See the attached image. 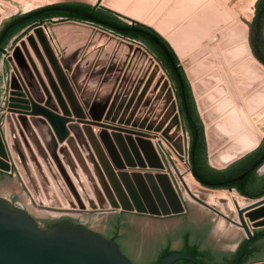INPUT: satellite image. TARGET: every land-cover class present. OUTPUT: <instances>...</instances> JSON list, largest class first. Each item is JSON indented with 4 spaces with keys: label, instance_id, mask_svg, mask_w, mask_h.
Returning <instances> with one entry per match:
<instances>
[{
    "label": "water",
    "instance_id": "water-1",
    "mask_svg": "<svg viewBox=\"0 0 264 264\" xmlns=\"http://www.w3.org/2000/svg\"><path fill=\"white\" fill-rule=\"evenodd\" d=\"M51 10L77 13L116 31H141L173 63L167 47L152 32L112 24L63 3L21 14L2 29L0 40L10 27ZM71 28L89 33L86 46L81 44L69 49L57 44L59 35ZM105 39L126 46L128 51L142 50L110 35L107 30L75 20L36 21L10 40L16 41L7 57L8 65L6 67L5 60L0 65L8 90L5 113L0 121V264H135L116 240L98 231L111 233L109 225L117 215L114 211L154 215L142 218L130 213L127 218L130 227L125 230L124 244L130 247L136 259L148 254L154 257L157 242L169 235L175 236L185 226L192 228V223L212 221L213 240L227 238L233 243L232 247L237 244L236 239L244 235L237 227L243 229L248 240L254 237L255 231L264 230V195L247 199V205L237 207L238 221L230 219L235 227L229 223L222 226L216 214L182 193L166 170L156 146L161 147V137L171 142L180 155L185 153L184 138L179 134L178 103L169 80L164 78L163 72L156 77L158 64L153 66L147 79V69L135 79L130 65L123 71L125 57L117 63V51L111 55L103 45L87 51ZM103 60L110 61L107 68L100 64ZM98 84L100 91L93 98L91 87ZM158 88L153 102L164 94V104L169 101L168 110L159 119L141 118L140 103L143 101L145 108ZM93 126L98 128L96 133ZM78 167L82 174L77 172ZM12 168L24 185L12 173H7ZM190 170L208 189H222L210 187L223 185L224 181H210L191 167ZM246 174L244 171L228 182L240 180ZM187 191L195 201L223 215ZM185 201L189 207L186 224L181 218L157 217L184 212ZM35 215L39 220L70 215L90 227L61 220L43 228ZM179 259L201 264L179 251L166 254L159 264H172ZM250 264H264V259Z\"/></svg>",
    "mask_w": 264,
    "mask_h": 264
},
{
    "label": "rangeland",
    "instance_id": "rangeland-1",
    "mask_svg": "<svg viewBox=\"0 0 264 264\" xmlns=\"http://www.w3.org/2000/svg\"><path fill=\"white\" fill-rule=\"evenodd\" d=\"M101 1L102 0H0V28L5 21L11 19L12 17L16 15L24 14L26 12L35 10L45 5L59 4L65 2H84L94 6L108 7L104 5ZM109 1L118 7V8H109V7L108 8L114 11L120 20L128 24H133V22L135 21L144 23L152 27L159 33H161L168 42L170 39L171 41H176V44L173 45L172 47L175 50L176 55L178 56V60L182 68L185 70V72L186 70H188V68L191 70L192 72L191 79L192 81L194 80L195 84L197 82L198 85V90L196 91L194 87L191 85V80L188 78V82L195 101V105L199 117L203 124L207 155L209 156V160L211 162V157L209 155V143L205 131L206 130L205 122L207 121V119H205V116H203V112L207 113L208 110L209 112H211L213 105L212 100L215 99L213 98L215 97L213 94L214 82L219 80L220 77L224 75L227 70L229 72L230 70L229 67L231 64L229 62H234L238 60L239 61L249 60L247 59L248 51L252 56V58L255 59L248 43V31H249V22L252 20V17L254 15V9H255L254 6L256 0H109ZM62 21H66V20H60V19L52 20V22L54 23H59ZM239 28L244 29L245 32H247L245 35H246V44L248 49L246 45H244L242 37H239L234 40L235 35L233 32ZM71 29H68L66 31H69ZM108 32L110 33V35H114L118 37L119 40H123L126 43H133L134 47L139 46L142 48V50H140L139 52H135L134 48L131 51H128V48L126 46L123 45L119 46L118 42H108V39L102 41L104 43L105 42L107 43L108 46L105 47V50L110 51L111 55L115 51L119 53V58H117L118 60L117 63H121L122 59L125 57L126 62L124 63L125 66L123 67V71L124 69L127 68L128 65H130V72H132V74L135 75V79H136L143 74L145 69H147V74L145 77L147 79L152 69L154 68L153 66L155 64H158L159 72L156 75V77L160 74V72H163L165 77L169 80L168 74L164 69V67L162 66L161 62L143 42L138 40L127 39L115 35L110 31ZM15 41L8 43L6 47L8 51L5 52L4 55L2 54L1 56V61L2 60L6 61V67L8 65L7 57L11 55V51ZM29 49L31 52V56L37 62V59L32 49L30 47ZM144 52L146 53L144 54ZM127 53L128 56L126 57L125 55ZM150 59L153 60L152 63H150L149 61ZM1 61H0V65H1ZM254 61L258 63L256 59ZM102 62L103 63L100 62V64H103L105 67L106 66L108 67L110 61L107 60L105 62L103 60ZM8 67L10 69V66ZM237 67L235 70H239ZM0 72L2 73L1 66H0ZM41 73L43 72L41 71ZM44 79L46 81V78ZM120 79L118 83L120 82ZM255 83L256 84H254L253 86L254 87L253 92L254 91L255 92L257 91L258 93L263 92L262 96L264 97V81L258 79V81H256ZM169 84L174 92L175 87L173 86L170 80H169ZM97 87L98 85H96L95 87H91V89L96 90ZM151 87L152 84L148 88L146 96L150 93ZM158 91L159 88L153 92V95H151L150 101L147 103L145 108L142 107L143 101L140 103L138 108L141 109V118L147 116L149 120L155 117L159 119L160 117H163V115L168 110L169 101H167V103L164 104V98H163L164 94H162V97L157 101H155V103L153 102L154 97L158 93ZM197 95L201 97L200 103L197 99ZM238 95L236 97V101L234 105L235 111H237L238 114L239 113L243 115H246V113L250 114L251 111L249 112L246 110V106H247L246 102L248 101L247 99L248 96L245 97L243 93L240 96ZM174 99L177 101L176 96L174 97ZM151 104L153 106L152 109L149 110ZM249 110L251 109L249 108ZM254 111H252L254 112L253 114L252 113L250 114L253 125L252 130H254V134L256 132H262L263 135L259 140L260 142L264 136V100L262 104L261 103L257 104V107H255ZM214 118H210L209 120L211 121L213 119V121H215L216 117ZM203 119L205 120L203 121ZM180 123H181L180 133L183 135L185 142V156H186L185 158H187L190 165V158L188 155V141H187L188 139H187L186 131L183 126V119L181 115H180ZM159 140L161 141V146L164 145L167 151L169 152V155H172L173 153L169 149V146L166 144V142L165 141L162 142L163 139L161 137H159ZM153 141L155 142L154 139ZM242 142L236 143L233 141V138L228 139L227 141H223L219 139V137H217V139H215L213 143V151L215 152L214 159L216 163L213 164V166L219 168L228 164V162L230 163V161L234 162V160H237L239 157L236 155H238L239 152L243 151L244 148L248 145V143H250V141L244 142L245 144H243ZM242 145L243 146L246 145V146L242 148L241 147ZM156 146L165 164H167L166 155L163 150L164 148L162 147L163 148L162 149L161 147L158 146V144ZM230 146H234V147L231 149ZM240 147L242 149V150L240 149L241 151L239 150ZM248 150L249 149H247L246 151ZM232 155L235 156L233 157ZM262 168L258 170L259 171L258 173L263 171ZM166 170L168 171L169 175L172 176L173 179H175L174 182L178 184L182 193H187L186 196H188V199L216 214L219 217V220L223 221L226 225L227 223L229 224L232 223L230 219H234L238 221V217H237L238 206L236 203H235L236 206L233 210L230 209V207L227 205V202L225 200H221L219 201V203L216 202L215 204L208 203L210 206L215 207L223 215H220L219 213H215L213 210L209 209L208 207L202 205L201 203L195 201L192 198L191 194L188 193L187 191L189 189L186 186L184 187V185L180 182L176 173L173 174L172 172H170L169 167L167 166H166ZM33 171L37 173L35 167H33ZM77 172L82 174L81 169L79 167ZM194 179L197 185V186L195 185L196 190L194 189V191L191 190L189 191L192 192V194L198 196L199 198L205 200L204 195L206 191L212 189H208L207 187L200 184L196 180V178ZM230 192H235V191L232 190ZM60 209H65V208H60ZM240 229L243 231L242 228ZM243 234H245L244 231Z\"/></svg>",
    "mask_w": 264,
    "mask_h": 264
},
{
    "label": "trees",
    "instance_id": "trees-1",
    "mask_svg": "<svg viewBox=\"0 0 264 264\" xmlns=\"http://www.w3.org/2000/svg\"><path fill=\"white\" fill-rule=\"evenodd\" d=\"M60 4V3H59ZM63 4L72 5L78 7L80 9L86 10L95 14L99 17L107 19L115 24L119 25H128V26H136L141 29H145L149 32L155 34L167 47V49L173 54L175 59L179 62L178 56L175 51L168 43V41L162 37L155 29L152 27L141 23V22H133V24H128L117 17V14L105 7H97L84 2H65ZM254 15L252 20L249 22V31H248V42L252 51L253 56L264 65V0H256L254 6ZM38 9V8H37ZM36 10V9H35ZM53 18L65 19V20H75V21H89L94 24L95 23L77 13L63 11V10H51L44 11L40 14H37L29 19H26L13 27H11L5 34L4 38L0 42V61L1 56L5 52L8 43L11 38L17 34L21 29H23L26 25H31L37 20L39 23H42L47 20H52ZM100 25V24H98ZM101 27H105V29L110 30L111 32L132 40H138L143 42L149 50L154 53L157 59L161 62V58L163 57V53L161 49L144 33H140L138 31H116L110 29L104 25H100ZM262 54V55H261ZM183 77L185 83L187 84V92L185 93L186 98V106H184L183 102L180 99L179 92L174 91L175 96L177 97L178 109L179 113L184 119L189 127L191 135L194 132V123L196 124L197 129V141L196 147L193 148V143L188 149V155L190 158V166L196 172L200 173L205 179L210 181H224L223 185H218L216 187L210 188H222L227 190H236L240 195L256 198L261 193L264 192V182L260 181L259 176L257 175V169L264 163V136L259 142V144L254 148L251 152L245 154L239 160L232 162L228 166L222 169H215L208 163L207 157V148H206V140L204 135V129L202 121L199 117L195 101L191 92V88L189 82L185 76L184 71L182 70ZM192 137V136H191ZM247 171V174L240 180L228 182L229 179L234 176ZM256 238L264 237V230H259L255 232ZM183 248L182 251L192 257H198L199 255H203L204 252L200 250L199 245L195 243H191L189 236L185 234L183 236ZM244 244V243H243ZM242 244V246H243ZM251 252V250H250ZM171 253L169 245L165 247L162 254L156 260L155 264H159V261L166 254ZM246 255H250V253H246ZM176 264H193L191 261L179 259Z\"/></svg>",
    "mask_w": 264,
    "mask_h": 264
},
{
    "label": "bare ground",
    "instance_id": "bare-ground-1",
    "mask_svg": "<svg viewBox=\"0 0 264 264\" xmlns=\"http://www.w3.org/2000/svg\"><path fill=\"white\" fill-rule=\"evenodd\" d=\"M233 33L235 35L234 40L239 37H242L244 45H246L247 47L246 35H245L247 32H245L244 29L239 28V29H236V31H234ZM169 42L171 43V39L169 40ZM171 45L173 46L175 44H171ZM247 59L249 60L247 61L238 60L234 62H229L231 63L229 67L230 68L229 72L227 70L224 75L219 74L222 76L220 77L219 80L215 81L213 85L214 86L213 94L215 97L213 96L212 97L215 99L212 100L213 105H212L211 112H209V110H208L209 113L207 112L208 114L205 112L207 115L203 112V116H205V119H207L206 121L207 123L205 122L206 124L205 131H206V136H207V140L209 143V155L211 157V162H210L211 165L216 164L215 159H214L215 152L213 151V143H214V140L217 139V137H219V139L223 141H227L228 139L233 138L234 142L241 143L243 141L242 142L243 144H245L244 142L250 141L248 145L246 143L247 145V146L245 145L246 147L243 145L241 146L242 148L245 147L243 151H241L242 150L241 147L239 148V150L241 149L240 150L241 152H239V154L236 156L240 157L244 153L254 149L258 145L259 140L263 135L262 132H256L254 134V130H252L253 125H252V119H251L250 114L251 113L253 114L255 112L254 110H255V107H257V104L258 103L262 104L264 100V97L262 96L263 92L262 93H258L257 91L253 92V88H254L253 86L254 84H256L255 82L258 81V79L264 81V67H262L261 65H259L258 63L254 61L255 59L252 58L249 51L247 54ZM226 61H229V60H226ZM236 67L239 70H235ZM191 73H192L191 70L188 68V70H186V74L188 78L191 80V85L197 91L198 85H197V82L195 84L194 80L192 81ZM242 93L245 97L248 96L247 97L248 101L246 102L247 103L246 110L249 112L251 111L250 114L246 113V115H243L240 113L238 114L237 111H235L234 105H235L236 97L238 94H239L238 96H240ZM197 99L200 103L201 97L197 95ZM249 108L251 110H249ZM214 117H216L215 121H213V119L211 121L209 120L210 118H214ZM205 119H203V121ZM179 134L181 133L179 132ZM162 139H163L162 142L165 141L166 144L169 146V149L173 153L172 155H169V152L167 151L166 147L162 144L163 146H161V148L162 147L164 148L162 149L164 150V153L166 155V160H167V164L165 165L169 167L170 172H172L173 174L174 173L177 174L180 182L184 185V187L186 186L191 191H194V189L196 190L195 188L197 186L196 181L192 176L189 162L187 158H185L186 157L185 153L183 154V156L180 155L177 149L175 148V146L171 142L167 141V139L165 138H162ZM230 147L232 149L234 146H230ZM247 149L249 150L246 151ZM180 156L183 157L182 160L179 158ZM232 156L234 157L235 155H232ZM262 170L264 171V166ZM204 198L206 202L209 204H215L216 202L219 203V201L225 200L227 202V205L232 210L235 208L236 204L237 206L242 207L249 203L247 199L239 196L235 192H230V191H226L223 189L208 190L206 191Z\"/></svg>",
    "mask_w": 264,
    "mask_h": 264
},
{
    "label": "flooded vegetation",
    "instance_id": "flooded-vegetation-1",
    "mask_svg": "<svg viewBox=\"0 0 264 264\" xmlns=\"http://www.w3.org/2000/svg\"><path fill=\"white\" fill-rule=\"evenodd\" d=\"M19 16L20 15H16V16L12 17L11 19L5 21L0 28V33H1L2 29L7 25L8 22L14 20L15 18H17ZM102 19H104V18H102ZM104 20H106L112 24H115V23H113L107 19H104ZM36 21L37 20H35L33 22H36ZM116 25H119V24H116ZM124 26H128V25H124ZM126 31H131V30H126ZM134 31H138V30H134ZM138 32L143 33L141 31H138ZM5 34H4V36H5ZM4 36L2 37V39L4 38ZM1 40H0V42H1ZM162 53H163V51H162ZM169 53L171 55L173 63L163 53V55H164L163 57H165V59L161 58V60H162L161 64L164 67V69L166 70L168 77H169V80L172 82L173 86L175 87L174 88L175 91L177 93L179 92L180 99L183 102L184 106H186L187 102H186V98H185V93L187 92L188 87H187V84L185 83V80L183 77V73H182L183 68H182L180 62H178L175 59L173 54L170 51H169ZM183 126H184V129H185L186 134H187L188 149H189V146L191 144V141L193 143V148H195L197 136H198L196 124L194 123V132L192 135L190 133L191 129H190L188 123L184 119H183ZM214 168L215 169H222V168H217V167H214ZM200 176L203 177L202 175H200ZM12 202L14 203V201H12ZM114 212H116L117 215H116L115 221L113 220V223L109 225L112 228L111 233H106L105 231H102V230H98V231L101 232L106 237H109V238H112L113 240H116L119 243L121 250L125 254H127L135 264H155L156 260L162 254L163 250L165 249V247L167 245H169L171 252L179 251V252L184 253L182 251V248L184 245L183 244V236L185 234H187L189 236L191 243L198 244L200 250L204 252L203 255H199L198 257H194L201 264H250L252 261L264 259V237L256 238V236H255L256 231L253 233L254 237L250 240H248V238L246 237L245 234L242 237L237 238L235 241L237 244L234 247H232L233 243L227 238H221L220 240L219 239L213 240L212 235H213L214 231H213V222L212 221H206V222L199 223V224L192 223L193 224L192 228H188L185 226L180 231H178L175 236L169 235V236L165 237L162 241L157 242L156 245H154V251H155L154 257H152L151 255L148 254L147 256L141 255V256H139L140 259H136L131 254L130 247L127 244H124L125 230H127L130 227V224H129L127 218H128L130 213H136L137 216L142 217V218H144V217L147 218V217H151L154 215L137 213V212H127V211H123V212L114 211ZM35 217H36V215H35ZM157 217L181 218L185 221V224H186L189 220L188 219L189 218V207L185 201V211L184 212H182L180 214H175V215L157 216ZM36 220H37V223L39 224V226H41L43 228H48L53 223L59 222L61 220H69L70 222H73V223L81 222V223L85 224L86 226L90 227L88 224L82 222L80 219L75 218V217L70 216V215H63V216H60V217H57L54 219H41V220H39L36 217ZM242 244H243V246H242ZM242 250H243V253L240 254ZM250 250H251V252H250ZM248 252L250 253V255H246V253H248ZM177 261L178 260H176L172 264H176Z\"/></svg>",
    "mask_w": 264,
    "mask_h": 264
},
{
    "label": "crops",
    "instance_id": "crops-1",
    "mask_svg": "<svg viewBox=\"0 0 264 264\" xmlns=\"http://www.w3.org/2000/svg\"><path fill=\"white\" fill-rule=\"evenodd\" d=\"M104 5H106V6H108L109 8H118L117 6H115L112 2H110L109 0H102L101 1ZM97 7H105V6H97ZM108 7H105V8H108ZM108 8V9H109ZM111 10V9H110ZM53 19H59V18H53ZM52 19V20H53ZM61 20V19H60ZM62 20H65V19H62ZM81 22H84V23H89V24H93L94 26H98V27H100V28H102V29H104V30H107V29H105V27H101L100 25H98V24H94V23H91V22H89V21H81ZM34 24V23H33ZM29 26V25H28ZM57 44L59 45V46H68V48L69 49H72V48H74L75 46H78V45H81V44H85V46H86V44L89 42V33L86 31V30H84V29H71V30H69V31H65V32H63V33H61L60 35H59V37L57 38ZM171 44H176V41H171ZM105 46V47H107L108 45H107V43L105 42H101V43H98L96 46H94V47H90V48H88V50H87V47H86V49L84 50V53L85 52H87V51H91L93 48H95V47H100V46ZM87 50V51H86ZM102 62V61H101ZM2 80H3V74L0 72V84L2 83ZM100 85L98 84V87L96 88V90H94L93 91V98H94V96L97 94V92L98 91H100ZM93 131L96 133L97 131H98V128L97 127H95V126H93ZM256 148V147H255ZM253 150V149H252ZM240 158H242V157H240ZM240 158H238L237 160H239ZM237 160H235V161H237ZM234 161V162H235ZM264 164V163H263ZM263 164H262V166H263ZM262 166L260 167V168H262ZM259 171H257V175L259 176V178H260V181H262V182H264V171H261L260 173H258ZM7 173H9V174H13L21 183H23L22 182V180L19 178V176L16 174V171H15V169L14 168H12L11 170H10V172H7ZM23 185H24V183H23ZM25 187V186H24ZM238 193V192H237ZM239 194V193H238ZM240 195V194H239ZM262 195H264V192L263 193H261L259 196H257L256 198H258V197H260V196H262ZM241 197H243V198H245V199H255V198H249V197H245V196H242V195H240ZM219 223L222 225V226H226V224L223 222V221H220L219 220ZM231 225L232 226H235V227H237L236 225H233L232 223H231ZM240 231H242L239 227H237ZM243 232V231H242Z\"/></svg>",
    "mask_w": 264,
    "mask_h": 264
},
{
    "label": "built area",
    "instance_id": "built-area-1",
    "mask_svg": "<svg viewBox=\"0 0 264 264\" xmlns=\"http://www.w3.org/2000/svg\"><path fill=\"white\" fill-rule=\"evenodd\" d=\"M107 31H110V30H107ZM7 51L8 50L6 48L5 52H7ZM4 53H3V55H4ZM7 97H8V90H7V87L5 85V79L3 77L2 83L0 84V121H1L2 115H4V113H5V108H6V103H7ZM171 178H172V176H171ZM172 180L174 181L175 179L172 178ZM177 186H178V184H177ZM179 189H180V187H179Z\"/></svg>",
    "mask_w": 264,
    "mask_h": 264
}]
</instances>
